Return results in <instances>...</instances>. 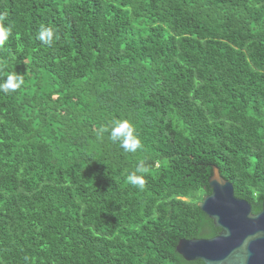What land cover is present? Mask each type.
<instances>
[{
    "label": "trees",
    "instance_id": "trees-1",
    "mask_svg": "<svg viewBox=\"0 0 264 264\" xmlns=\"http://www.w3.org/2000/svg\"><path fill=\"white\" fill-rule=\"evenodd\" d=\"M0 264H205L214 167L264 202V0H0ZM57 39H37L40 26ZM133 122L125 152L101 133ZM143 159L142 189L127 175Z\"/></svg>",
    "mask_w": 264,
    "mask_h": 264
},
{
    "label": "water",
    "instance_id": "water-1",
    "mask_svg": "<svg viewBox=\"0 0 264 264\" xmlns=\"http://www.w3.org/2000/svg\"><path fill=\"white\" fill-rule=\"evenodd\" d=\"M212 193L199 207L220 233L213 238L181 239L177 252L187 261L205 264H264V202L254 213L249 201L235 195L233 183L218 167L210 179Z\"/></svg>",
    "mask_w": 264,
    "mask_h": 264
},
{
    "label": "clouds",
    "instance_id": "clouds-1",
    "mask_svg": "<svg viewBox=\"0 0 264 264\" xmlns=\"http://www.w3.org/2000/svg\"><path fill=\"white\" fill-rule=\"evenodd\" d=\"M6 17L0 14V46L8 39L11 33V27L6 26L3 21ZM54 30L51 27L44 25L40 26L37 33V39L44 44H52L57 39ZM25 83L24 76L21 73H10L5 79L0 81V92L14 93L20 89ZM101 133L108 132L109 138L113 143H118L119 146L129 153H136L143 148L142 139L135 128L133 122L127 118L115 119L107 127L100 129ZM149 173V168L145 161L141 159L135 170L127 175L126 179L129 184L142 189L145 185L144 177Z\"/></svg>",
    "mask_w": 264,
    "mask_h": 264
}]
</instances>
